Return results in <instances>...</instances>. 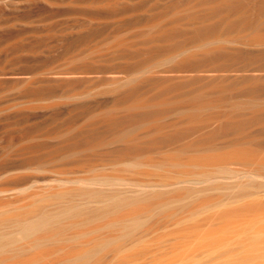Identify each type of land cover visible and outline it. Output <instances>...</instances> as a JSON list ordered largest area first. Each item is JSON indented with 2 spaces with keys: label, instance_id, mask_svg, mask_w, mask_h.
Returning a JSON list of instances; mask_svg holds the SVG:
<instances>
[{
  "label": "rangeland",
  "instance_id": "rangeland-1",
  "mask_svg": "<svg viewBox=\"0 0 264 264\" xmlns=\"http://www.w3.org/2000/svg\"><path fill=\"white\" fill-rule=\"evenodd\" d=\"M189 1L0 0L1 264L62 247L80 254L60 262L63 252L52 253L56 263L50 255L45 264H264V215L219 246L203 238L223 212L264 201V170L51 156L68 142L63 133L112 107L137 76L176 77L174 60L133 74L116 50L140 46L149 19ZM92 158L97 165H83ZM133 207L142 214L129 216Z\"/></svg>",
  "mask_w": 264,
  "mask_h": 264
},
{
  "label": "bare ground",
  "instance_id": "bare-ground-1",
  "mask_svg": "<svg viewBox=\"0 0 264 264\" xmlns=\"http://www.w3.org/2000/svg\"><path fill=\"white\" fill-rule=\"evenodd\" d=\"M121 43L116 53L126 67L133 65V74L166 60L176 61L170 68L184 74L160 80L137 76L112 107L84 120L86 127L61 132L68 142L60 143L55 154L52 149V158L114 156L128 162L140 157L141 164L180 171L234 166L247 173L264 170V0H192L170 16L149 19L140 46L135 43L132 50ZM93 158L83 159L84 164L80 160L81 165L93 164ZM142 207L127 208L126 213L137 216ZM263 215L264 201L225 211L223 225L210 230L212 236L207 231L210 237L204 234L205 244L219 246ZM249 242L254 262L260 252L259 230ZM49 249L7 264H45L47 257L61 262L80 254L74 248ZM56 252L63 253L53 258Z\"/></svg>",
  "mask_w": 264,
  "mask_h": 264
}]
</instances>
